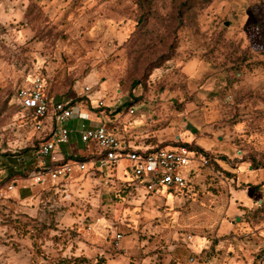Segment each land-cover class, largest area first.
<instances>
[{"label":"rangeland","instance_id":"1","mask_svg":"<svg viewBox=\"0 0 264 264\" xmlns=\"http://www.w3.org/2000/svg\"><path fill=\"white\" fill-rule=\"evenodd\" d=\"M34 75L44 77L50 97L82 110L100 100L114 112L131 103L135 114L121 112L116 125L128 140L168 131L179 145L176 136L195 130L217 143L226 124L241 123L232 161L264 168V0H0V186L32 179L38 166L45 136L16 98ZM80 126L71 121L60 150L83 149ZM149 141L132 140L134 149ZM128 166L121 163L115 183ZM106 183L90 172L39 187L28 201L32 216L9 222L5 241L15 232L31 264H93L99 226L104 233L107 223L123 227L162 212L160 203L138 204L141 196Z\"/></svg>","mask_w":264,"mask_h":264},{"label":"crops","instance_id":"2","mask_svg":"<svg viewBox=\"0 0 264 264\" xmlns=\"http://www.w3.org/2000/svg\"><path fill=\"white\" fill-rule=\"evenodd\" d=\"M91 106L92 109L86 110L78 106L79 117L72 121L87 127L111 124L118 136H124L114 117L97 114L95 105ZM244 126L226 124L223 129L226 140L221 142L218 136L217 143L195 130H185L176 136L184 145L208 153L213 159L212 167L204 168L198 160L190 165L185 173L193 175V191L185 197L161 192L136 201L143 205L152 199L153 205L160 203L162 212H145L139 223L133 218L132 224L123 227L106 222L108 230L104 233L99 232L103 225L99 226L91 236L95 247L89 256L95 260L103 256L108 264H264V215L260 213L264 203V168L254 169L243 159L232 161L237 158L233 157L234 137L244 131ZM171 136L168 131H157L151 137L132 134L129 138L131 142L149 138L151 141L142 144L141 149L152 147L150 144L172 149L176 145ZM56 154L67 162L83 159L90 167L97 159V151L84 144L83 149H58ZM37 161L40 162L39 155ZM2 177L5 178L3 171L0 182ZM31 181L13 178L11 183L0 186L2 195L12 199L3 201V205L21 219L32 216L34 210L29 208L28 201L38 199L36 191L41 186ZM9 185L14 188L7 192ZM117 234L124 235L118 249L114 246ZM23 242L15 232L9 241L0 242V264H31Z\"/></svg>","mask_w":264,"mask_h":264},{"label":"built area","instance_id":"3","mask_svg":"<svg viewBox=\"0 0 264 264\" xmlns=\"http://www.w3.org/2000/svg\"><path fill=\"white\" fill-rule=\"evenodd\" d=\"M86 92H90V88H86ZM16 98L30 118L35 131L45 135L39 147L40 162L32 176L35 185L44 188L54 187L59 182L69 181L79 174L93 172L105 178L107 186L117 187V193L125 196L150 197L167 192L185 197L193 191V175L185 173L190 165L198 160L202 167H212L211 156H205L185 146H175L172 149L156 147L134 149L131 140L118 136L111 124L97 127H87L85 124L80 126L78 132L81 142L97 151V159L92 167L88 168L86 161L77 160L59 164L55 154L61 145L70 142L72 131L68 125L79 117L78 106L71 102L55 101L47 92L44 77L39 75L28 76L18 90ZM88 98L90 99L89 96ZM106 108L109 113L100 114L109 118L114 117L117 125L122 116L115 114L112 106H107L104 100L98 101L95 105L96 111ZM126 114L134 115V107H130ZM124 161L129 163L124 181L115 183L119 180L118 167ZM13 188L14 185H9L6 191L10 192ZM6 199L0 190V242L6 239L7 222L18 220V217L15 218L4 209L3 201ZM123 238V234L116 235L114 240L116 249ZM95 264L108 263L103 256H98Z\"/></svg>","mask_w":264,"mask_h":264},{"label":"trees","instance_id":"4","mask_svg":"<svg viewBox=\"0 0 264 264\" xmlns=\"http://www.w3.org/2000/svg\"><path fill=\"white\" fill-rule=\"evenodd\" d=\"M73 104V103H72ZM74 105V104H73ZM130 107H132V104L131 103H127V104H124L122 107H120V108H118V110L117 111H115V114H120L121 112H123V113H126L127 112V110L130 108ZM97 112H101V110H98ZM120 116H122L121 114H120ZM152 147H156V148H167V145H159V146H156V145H152V144H150ZM176 146H185V147H188V148H190V149H192V150H195V151H197V152H199V153H201V154H203V155H205V156H210L208 153H204L202 150H200V149H198V148H194V147H190V146H188V145H184V144H179V145H176ZM77 161H83V159H76ZM243 161L244 162H248V163H250L249 161H247L246 159H243ZM251 165H252V163H250ZM253 166V168L254 169H259V168H261V167H258V166H255V165H252ZM25 171V170H24ZM26 172V171H25ZM260 213L262 214V215H264V203H263V207H262V209H260ZM21 218L20 217H18V220L17 221H13V220H9L8 222H7V224L9 223V222H13V224H15L16 226H20L21 225V220H20ZM6 224V225H7ZM7 227H8V225H7ZM6 240V239H5ZM4 240V241H5ZM61 264H69V261L68 260H63V261H61Z\"/></svg>","mask_w":264,"mask_h":264}]
</instances>
